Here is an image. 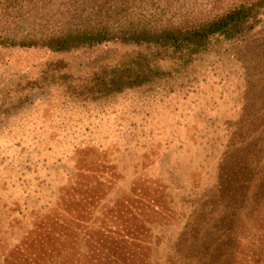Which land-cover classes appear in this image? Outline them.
Returning a JSON list of instances; mask_svg holds the SVG:
<instances>
[{
    "label": "rangeland",
    "instance_id": "1",
    "mask_svg": "<svg viewBox=\"0 0 264 264\" xmlns=\"http://www.w3.org/2000/svg\"><path fill=\"white\" fill-rule=\"evenodd\" d=\"M137 1L179 22L234 0ZM259 17L185 71L100 100L49 84L47 64L83 74L122 46H0V264H264Z\"/></svg>",
    "mask_w": 264,
    "mask_h": 264
},
{
    "label": "trees",
    "instance_id": "2",
    "mask_svg": "<svg viewBox=\"0 0 264 264\" xmlns=\"http://www.w3.org/2000/svg\"><path fill=\"white\" fill-rule=\"evenodd\" d=\"M54 5L56 0H0V46L44 47L59 53L109 43L125 48L83 74L70 71L62 60L47 64L49 84L87 100L185 71L216 37L232 39L253 29L264 11V0H234L215 13L178 22L152 21L146 8L139 13L137 0L83 1L64 4L61 10ZM25 255L18 253L13 263L34 264L36 256Z\"/></svg>",
    "mask_w": 264,
    "mask_h": 264
}]
</instances>
